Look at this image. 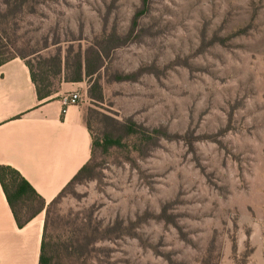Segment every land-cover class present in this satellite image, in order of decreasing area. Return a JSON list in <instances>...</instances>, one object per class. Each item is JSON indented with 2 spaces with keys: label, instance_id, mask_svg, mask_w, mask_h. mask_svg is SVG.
Wrapping results in <instances>:
<instances>
[{
  "label": "rangeland",
  "instance_id": "1",
  "mask_svg": "<svg viewBox=\"0 0 264 264\" xmlns=\"http://www.w3.org/2000/svg\"><path fill=\"white\" fill-rule=\"evenodd\" d=\"M14 2L4 56L50 71L53 98L67 82L47 62L82 53L85 124L101 145L121 130L53 234L94 222L90 264H264V0Z\"/></svg>",
  "mask_w": 264,
  "mask_h": 264
},
{
  "label": "crops",
  "instance_id": "2",
  "mask_svg": "<svg viewBox=\"0 0 264 264\" xmlns=\"http://www.w3.org/2000/svg\"><path fill=\"white\" fill-rule=\"evenodd\" d=\"M64 83L53 98L40 100L26 61L0 66V166L18 172L48 206L92 156V136L82 105L63 112L59 96L76 91ZM46 212L22 228L0 182V264H39Z\"/></svg>",
  "mask_w": 264,
  "mask_h": 264
},
{
  "label": "trees",
  "instance_id": "3",
  "mask_svg": "<svg viewBox=\"0 0 264 264\" xmlns=\"http://www.w3.org/2000/svg\"><path fill=\"white\" fill-rule=\"evenodd\" d=\"M12 1H15L14 5H11L14 6V8L10 12L13 13L21 11L23 3L28 2V0H6L8 5H10ZM17 2L19 3L18 5ZM7 48L8 46L5 43L0 27V66L15 58L26 60L23 56H4V52ZM97 58L99 65H101L103 58L100 54H97ZM47 63L51 64L50 66L54 69V74L62 77L64 82L67 83H80L83 81L84 76L92 75L91 71L85 67V58L82 53H78L74 58L68 55L65 62L62 60L61 54H59ZM26 64L30 69L32 81L36 86L39 99L44 100L51 98L53 93L44 82L50 75V71L45 70L44 67V69H42V75H44V77L41 78L35 73L34 67L29 62H26ZM86 126L90 130L92 136L91 159L48 206H46V202L18 172L9 167L0 166V182L18 226L22 228L33 216L44 210L46 212L39 264H90V256L91 253H93L91 246H94L101 238L99 227L93 224L94 222L91 223L90 220L83 222L82 228L77 230V234L75 235L53 234L55 221L52 217V209L56 201L62 197L68 189L92 174L95 169V162L100 148L106 147V145L119 144L116 143L117 140L113 138L115 136L114 130L120 129L109 126V129L112 130L104 133L105 141L103 142L104 145H101L100 139L94 136L91 127L89 125Z\"/></svg>",
  "mask_w": 264,
  "mask_h": 264
},
{
  "label": "built area",
  "instance_id": "4",
  "mask_svg": "<svg viewBox=\"0 0 264 264\" xmlns=\"http://www.w3.org/2000/svg\"><path fill=\"white\" fill-rule=\"evenodd\" d=\"M81 94L78 91L64 93L59 96V100L63 105V112L71 105H80L81 104Z\"/></svg>",
  "mask_w": 264,
  "mask_h": 264
}]
</instances>
